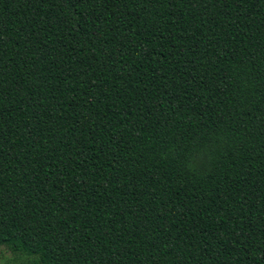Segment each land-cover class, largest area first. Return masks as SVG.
<instances>
[{
    "label": "trees",
    "instance_id": "trees-1",
    "mask_svg": "<svg viewBox=\"0 0 264 264\" xmlns=\"http://www.w3.org/2000/svg\"><path fill=\"white\" fill-rule=\"evenodd\" d=\"M0 239L264 264V0H0Z\"/></svg>",
    "mask_w": 264,
    "mask_h": 264
},
{
    "label": "rangeland",
    "instance_id": "rangeland-1",
    "mask_svg": "<svg viewBox=\"0 0 264 264\" xmlns=\"http://www.w3.org/2000/svg\"><path fill=\"white\" fill-rule=\"evenodd\" d=\"M34 257L21 253L8 252L6 249H0V264H30Z\"/></svg>",
    "mask_w": 264,
    "mask_h": 264
},
{
    "label": "snow or ice",
    "instance_id": "snow-or-ice-1",
    "mask_svg": "<svg viewBox=\"0 0 264 264\" xmlns=\"http://www.w3.org/2000/svg\"><path fill=\"white\" fill-rule=\"evenodd\" d=\"M9 244L10 241H8L7 239H0V249H6L8 252L14 251L9 249Z\"/></svg>",
    "mask_w": 264,
    "mask_h": 264
}]
</instances>
